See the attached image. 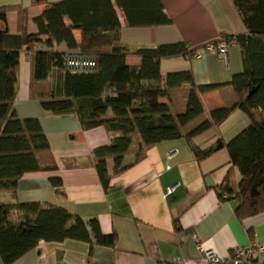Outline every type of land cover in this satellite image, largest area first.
<instances>
[{
  "label": "crops",
  "instance_id": "0c3cea01",
  "mask_svg": "<svg viewBox=\"0 0 264 264\" xmlns=\"http://www.w3.org/2000/svg\"><path fill=\"white\" fill-rule=\"evenodd\" d=\"M55 1L58 0H0V6H9V32H36L33 18ZM160 1L170 24L130 27L118 12L121 44L135 48L183 41L190 47H201L221 35L247 33L233 0ZM73 35L80 42V31L73 30ZM41 39L32 51L47 49L44 37ZM52 49L72 52L64 43L55 44ZM199 53L191 59L163 58L159 70L161 75L190 70L196 84L218 85L200 94L203 113L198 119H203L211 110L239 100L229 82L243 66L238 43L229 46L224 58L204 48ZM125 62L138 66L140 58L127 55ZM64 74V69L52 68L45 80L32 81L31 51H20L13 108L19 118L38 119L49 146L48 151L38 153V159L42 165L47 161L55 167L24 173L14 190H0V202L55 204L85 221L94 218L103 234H115V245L75 239L41 240L10 264H209L205 250L214 251L225 264H232L231 254L235 250L264 243V209L238 217L237 202L224 197V188L235 190L240 180L224 144L250 122L241 109H233L219 125L190 140L182 136L149 145L137 161L136 138L124 155V170L114 172L113 159L107 158L106 190L95 169L92 152L107 145L119 132L108 131L104 126L83 129L75 113L54 114L40 105V99L51 92L60 96ZM186 87L172 90L171 100H159L168 103L172 111H182ZM197 122L196 119L188 126ZM218 144L221 147L213 153L196 159L193 147L205 149ZM53 178L60 181L59 187L54 186ZM169 188L171 191L167 192ZM12 219H18L17 212ZM243 262L263 264L264 256L255 252ZM0 264H4L1 258Z\"/></svg>",
  "mask_w": 264,
  "mask_h": 264
},
{
  "label": "trees",
  "instance_id": "16d2710c",
  "mask_svg": "<svg viewBox=\"0 0 264 264\" xmlns=\"http://www.w3.org/2000/svg\"><path fill=\"white\" fill-rule=\"evenodd\" d=\"M43 1V0H41ZM247 33L237 35L243 69L232 76L231 84L239 100L230 106L216 108L209 116L203 113L200 94L218 85H198L190 70L160 74L161 59L195 57L201 47H190L183 41L161 43L153 47L128 48L120 42V20L124 16L130 27L167 25L171 19L160 0H58L48 3L33 18L34 33L13 34L8 30L9 6H0V190H14L26 172L52 169L42 165L38 153L48 151V142L37 118H19L13 108L18 81L19 54L31 51L32 81H43L50 69L65 70L60 96L49 94L40 99L43 109L54 114L73 112L83 129L104 126L118 131L110 142L93 150L94 166L101 184L107 190L109 175L106 160L111 157L114 172L124 170V155L138 138L137 161L143 149L163 140L182 136L190 140L211 126L219 125L235 109H241L249 124L225 144L229 162L240 173L236 189L225 187V198L237 202L238 217L250 216L264 209V0H233ZM73 30L81 33L77 42ZM229 35H221L227 38ZM232 36V35H230ZM45 50L32 51L42 42ZM214 40L211 43H216ZM66 44L70 53L53 50L55 44ZM71 53L91 55L95 67L91 72H71L66 58ZM127 55L140 58L138 66H129ZM183 89L185 106L172 111L159 99H170L174 89ZM255 88L248 95L250 89ZM169 101V100H168ZM258 117V119L256 118ZM196 124L188 125L194 120ZM185 131V132H184ZM196 159L213 153L215 146L193 147ZM54 186L60 181L53 178ZM18 213V219L12 214ZM65 239L114 246V233L103 234L94 218L80 216L55 204L39 202H0V258L10 264L34 248L39 241L57 242Z\"/></svg>",
  "mask_w": 264,
  "mask_h": 264
},
{
  "label": "built area",
  "instance_id": "2783aa9c",
  "mask_svg": "<svg viewBox=\"0 0 264 264\" xmlns=\"http://www.w3.org/2000/svg\"><path fill=\"white\" fill-rule=\"evenodd\" d=\"M216 41V43L207 44L204 49L210 53L216 54L220 58H224L229 46L236 43V37L229 35L227 38H223L220 36ZM199 54L198 51L195 56H198ZM65 66L71 72H91L95 67V58L91 55L71 53L66 58ZM170 191L171 188L167 190V192ZM225 196L226 195H224V197ZM255 252L264 256V243L256 246L249 245L247 248H239L235 250L231 254L232 264H248L243 262L244 258L253 256ZM204 255L209 264H225L212 250H205Z\"/></svg>",
  "mask_w": 264,
  "mask_h": 264
},
{
  "label": "water",
  "instance_id": "95a60500",
  "mask_svg": "<svg viewBox=\"0 0 264 264\" xmlns=\"http://www.w3.org/2000/svg\"><path fill=\"white\" fill-rule=\"evenodd\" d=\"M35 1H40V0H35ZM254 90H255V88L250 89L249 92H248V95H250L251 93H253ZM220 147H221V144H218L216 146L217 149L220 148Z\"/></svg>",
  "mask_w": 264,
  "mask_h": 264
},
{
  "label": "rangeland",
  "instance_id": "374dc122",
  "mask_svg": "<svg viewBox=\"0 0 264 264\" xmlns=\"http://www.w3.org/2000/svg\"><path fill=\"white\" fill-rule=\"evenodd\" d=\"M185 98V97H184Z\"/></svg>",
  "mask_w": 264,
  "mask_h": 264
}]
</instances>
